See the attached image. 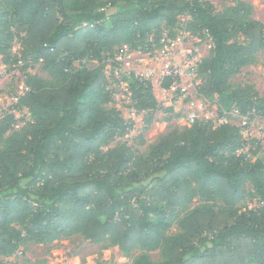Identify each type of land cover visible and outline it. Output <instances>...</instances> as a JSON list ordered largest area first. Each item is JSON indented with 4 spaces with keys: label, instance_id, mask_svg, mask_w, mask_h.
I'll return each mask as SVG.
<instances>
[{
    "label": "trees",
    "instance_id": "trees-1",
    "mask_svg": "<svg viewBox=\"0 0 264 264\" xmlns=\"http://www.w3.org/2000/svg\"><path fill=\"white\" fill-rule=\"evenodd\" d=\"M243 12L241 5L216 12L208 0H0V55L22 62V70L41 62L50 79L24 74L16 107L24 105L32 117L25 130L6 135L15 116L0 118V264L24 242L75 234L126 256L136 252L132 264H264L258 142L233 124L196 120L143 153L126 143L104 151L131 124L107 105L104 64L74 67L77 59L100 60L117 46L145 50L150 37L158 44L185 15L188 31L212 43L196 68L199 93L216 95L222 111L264 114L254 85L231 81L264 50V24ZM237 33L246 41H231ZM14 39L20 47L11 55ZM170 84L166 79L161 87ZM130 89L138 110L159 109L149 82L134 80ZM249 142L253 162L236 154ZM195 196L197 205L168 236L177 212ZM253 197L261 207H247ZM165 242L162 261H153L150 253Z\"/></svg>",
    "mask_w": 264,
    "mask_h": 264
},
{
    "label": "rangeland",
    "instance_id": "rangeland-1",
    "mask_svg": "<svg viewBox=\"0 0 264 264\" xmlns=\"http://www.w3.org/2000/svg\"><path fill=\"white\" fill-rule=\"evenodd\" d=\"M214 10L221 11L229 6L241 5L244 9L242 14L248 18L258 20L264 24V0H208ZM247 6L252 7L248 11ZM187 16H179L175 28H166L162 32V37L167 34L175 43L174 51L168 57L162 59H154L153 55L158 53L149 54V52H142L147 55V59L141 60L139 56H131L124 59L121 53V46L114 47L110 51H104L102 58L98 59H84V62L74 64V67L83 65L89 69L99 67L104 64L102 69L106 84L105 89L113 90L110 84L111 78L120 77L122 80L129 82L127 76L131 73H143L151 71L152 75L149 78L152 94L158 103L159 109L154 112L148 110H138L135 106L136 101L132 98V102L124 97L116 98L110 95L107 101L108 107L116 108L121 117L127 123L131 124L124 135L114 137L108 144L103 146L105 151L108 148H113L121 143H126L135 154L145 152L148 145L157 138L174 130L180 131L185 127L190 126L187 116L191 111H195L197 121H210L213 127L219 126L222 120L225 123H230L236 127L242 128L244 126V119L238 116L231 110L222 111L218 108L216 95L210 97L202 96L199 93L201 85L200 78L197 73L192 77L191 81L182 82L177 81L175 89H164L161 87L159 78V71L167 59L180 60L182 52L186 49H196L193 51L194 55H198L195 66L206 58L211 50L212 43L209 37H201L193 35L185 27ZM172 32L174 35L169 36ZM161 37V38H162ZM245 42V37L241 33L233 35L231 41ZM19 42L14 39L11 47V55L18 54ZM159 48V47H158ZM161 49V48H159ZM152 53V52H150ZM116 62L108 67V62L111 59ZM0 55V118L5 114L11 113L15 116L16 122L9 129L6 135L12 132L25 130L26 123L31 121V115L27 107H16L18 99L24 93V74L28 72L31 75H36L41 80L48 82L49 76L43 69L41 62L29 63L30 66L26 70H22V62L8 63ZM11 59V57H10ZM9 59V61H11ZM193 67L194 69L197 68ZM232 82L238 84L250 83L253 84L260 97L264 98V50L256 53L253 61L242 67L240 72L234 75L231 79ZM120 95V91H117ZM202 105V106H201ZM133 106V111L131 110ZM172 108V111L166 109ZM150 120V122H147ZM256 126L254 128L256 129ZM254 134V135H253ZM252 136L248 139H255L258 142V152L264 153V133L261 130H255ZM144 143H141V142ZM249 147L252 144L249 142ZM255 154L248 159L250 162L255 160ZM264 160V156H263ZM247 207H261L262 202L259 197H253L252 200H247ZM198 203V196L193 197L192 202L187 205L185 210L177 212L175 218L170 223L167 235L176 233L178 229L179 219L190 211ZM214 205H219L220 200L215 199L212 201ZM166 245V242L156 251L151 252V259L155 262H160L163 259L161 250ZM136 256L133 252L130 256L124 255L117 246L108 245L106 242L103 244H94L89 240L84 239L81 234L71 235L69 237H62L52 242L43 244L27 241L22 243L14 253L1 256L3 264H132Z\"/></svg>",
    "mask_w": 264,
    "mask_h": 264
},
{
    "label": "built area",
    "instance_id": "built-area-1",
    "mask_svg": "<svg viewBox=\"0 0 264 264\" xmlns=\"http://www.w3.org/2000/svg\"><path fill=\"white\" fill-rule=\"evenodd\" d=\"M168 35L171 36L170 34ZM149 44L150 45L147 46L145 50H141V49L131 50L127 46L123 45L121 47L120 55L124 59H128L131 56L136 55L139 56L141 60H145L148 57L142 52H149V54L158 53V55L157 54L153 55V58L156 60L160 58V55L162 59H164L165 57L169 58V55L173 53L175 46V43L172 41L171 38L167 37V34H164V36L161 38L158 44L153 41L152 37H150ZM158 47L161 49H159ZM194 50L189 48L186 49L184 52H182V56L178 61L176 60L170 61L169 59H167V61H165L164 65L159 71V78L161 83L164 80L169 79L171 81L169 89H175L178 80L182 82L191 81L192 77L196 74V69H194L193 67L195 66V62L198 58V55L193 54ZM75 61L76 63L80 62V64L81 62H84L83 60L80 61L79 59ZM115 62L116 60H114L113 58L109 60L108 62L109 69H110V65L114 64ZM151 75H152L151 71H146L141 74L131 73L130 76H127L129 82H127V79L122 80L120 77H116V78L112 77L110 80V84L113 87V90H110L111 95H113L116 98H119V96L124 97L128 101L132 102L133 97H132V91L130 89V83L134 80H137L139 82H150L149 78L151 77ZM23 89L26 90L25 87ZM117 91H120V95H118ZM133 108L134 107L131 106V110L129 111H133ZM230 110L235 114H237L238 116H242V118L244 119V126L242 128H239L240 134H242L244 137L246 138L253 137L252 134L255 130H261V132L264 133V114H261L259 110L255 108H249L246 110L245 113H242L239 109L235 107ZM187 119L190 124L195 122L197 120L195 111L189 112ZM219 121L220 124L225 123L222 120ZM255 125H257L256 129L254 128ZM249 149H250L249 144H247L242 148L237 149L236 154L237 155L244 154L245 159H250L252 157V153L249 151Z\"/></svg>",
    "mask_w": 264,
    "mask_h": 264
}]
</instances>
